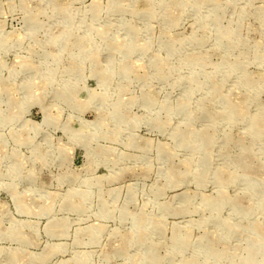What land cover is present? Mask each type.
I'll return each mask as SVG.
<instances>
[{"label":"rangeland","instance_id":"rangeland-1","mask_svg":"<svg viewBox=\"0 0 264 264\" xmlns=\"http://www.w3.org/2000/svg\"><path fill=\"white\" fill-rule=\"evenodd\" d=\"M0 264H264V0H0Z\"/></svg>","mask_w":264,"mask_h":264}]
</instances>
